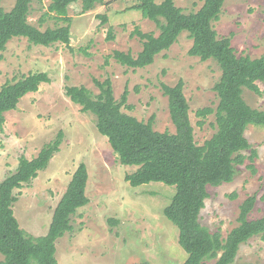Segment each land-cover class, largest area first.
Instances as JSON below:
<instances>
[{
	"label": "rangeland",
	"instance_id": "obj_1",
	"mask_svg": "<svg viewBox=\"0 0 264 264\" xmlns=\"http://www.w3.org/2000/svg\"><path fill=\"white\" fill-rule=\"evenodd\" d=\"M174 1L188 14L199 11L206 0ZM15 3L2 0L1 6L10 11ZM50 4L51 0H32L29 23L42 31L65 25L44 17ZM134 5L135 0H105L104 5L82 14L79 1L69 7L70 45L36 46L27 38H14L0 51V89L33 73H46L51 80L21 99L17 109L0 121V182L63 133L60 151L47 169L39 172L29 186L15 192L13 210L20 227L35 238L46 235L78 167L84 163L88 168L90 202L72 216L73 232L57 241L58 264H184L188 258L179 244L177 227L164 214L176 187L150 183L134 188L126 182L125 176L138 167L121 164L108 139L99 134L95 116L83 113L65 92L67 87H85L97 95L94 80L110 78L117 100L126 89L129 91L128 105L133 109L123 108V112L143 122L155 116V131L175 133L161 84L173 87L183 80L196 143L203 145L216 133L215 115H209L199 126L202 119L197 112L203 108L216 110L219 100L213 87L221 70L214 60L201 61L189 54L193 40L187 32L142 69L122 66L111 57L115 51L137 56L143 50V41L135 34L137 29L160 34L154 22L132 9ZM213 27L219 39L231 38L238 57L259 58L264 53V0H226ZM258 86L261 94L245 89L243 97L249 106L264 111V82H258ZM245 135L257 152L256 172L249 169L251 162L247 160L238 167L231 183L209 186L202 211L204 227L212 233L220 232L223 238L240 225V206L248 197H256L249 219L264 216V127L249 126ZM233 264H264V239L255 237L241 245Z\"/></svg>",
	"mask_w": 264,
	"mask_h": 264
},
{
	"label": "trees",
	"instance_id": "obj_2",
	"mask_svg": "<svg viewBox=\"0 0 264 264\" xmlns=\"http://www.w3.org/2000/svg\"><path fill=\"white\" fill-rule=\"evenodd\" d=\"M0 0V51L14 38H27L36 46L50 47L55 43L70 45L72 18L69 7L81 2L82 14L104 5L105 0H51L44 17L63 22L65 25L42 31L28 21L32 0H16L10 11L4 10ZM132 9L140 11L144 19L154 22L160 34H135L143 41V50L131 53L115 51L113 57L122 66L142 69L152 65L155 58L169 50L183 32H187L193 45L189 54L201 61L214 60L221 77L213 87L219 103L216 110L203 108L197 112L204 125L209 115H215L216 133L203 145L195 141L194 127L190 118V106L184 94V81L175 86L161 84L168 97L169 112L175 133L154 130L155 116L147 122L123 112L132 110L128 105L126 89L120 100L115 98L110 78L95 79L99 93L95 95L85 87H67L66 96L81 106L83 113L95 116L99 134L108 139L113 152L125 166L138 169L125 176V181L137 188L150 183L175 186L176 193L164 210L165 217L177 227L179 244L187 253L184 264H233L241 245L255 237L264 239V216L250 220L256 205V197H248L240 206L239 226L226 238L220 232L212 233L201 223L202 211L209 198L208 187L231 183L238 167L248 166L256 172L254 160L257 152L252 150L246 130L249 126L264 127V111L252 108L243 97L245 89L261 94L258 82H264V53L256 59L238 57L231 38L219 39L213 23L218 21L226 0H206L197 12L185 13L174 0H135ZM44 21V18L40 20ZM110 35L109 39L113 40ZM3 59L0 54V60ZM110 57L106 59L109 64ZM51 80L46 73H33L0 89V121L4 115L17 109L21 99L39 91L41 84ZM63 133L46 144L39 155L24 160L18 169L0 182V264H58L57 241L74 230L72 216L78 209L89 204L87 187L89 172L82 163L68 184L60 200L46 235L32 237L19 225L13 205L17 202L15 192L29 186L49 166L54 155L60 151ZM246 152H250L247 155ZM149 264V263H145Z\"/></svg>",
	"mask_w": 264,
	"mask_h": 264
}]
</instances>
